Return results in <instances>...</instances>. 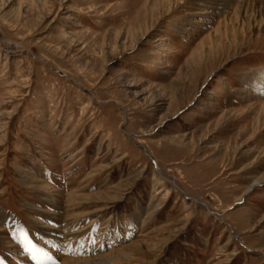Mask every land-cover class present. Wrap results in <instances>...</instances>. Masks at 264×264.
<instances>
[{
	"label": "rangeland",
	"instance_id": "1",
	"mask_svg": "<svg viewBox=\"0 0 264 264\" xmlns=\"http://www.w3.org/2000/svg\"><path fill=\"white\" fill-rule=\"evenodd\" d=\"M263 179L264 0H0V264H264Z\"/></svg>",
	"mask_w": 264,
	"mask_h": 264
},
{
	"label": "bare ground",
	"instance_id": "2",
	"mask_svg": "<svg viewBox=\"0 0 264 264\" xmlns=\"http://www.w3.org/2000/svg\"><path fill=\"white\" fill-rule=\"evenodd\" d=\"M218 9V8H217ZM263 83H258V84H255L256 86L255 87H260V85H262ZM154 176V175H153ZM262 183H264V179L263 180H258V181H255V182H253L252 183V185H250V187L248 188V189H251V188H253V187H255L256 185H259V184H262ZM248 189H247V191H248ZM157 194V193H156ZM107 196V195H106ZM106 198V197H105ZM55 223H52L50 226H54L55 224L57 225L58 223H57V221H54ZM55 225V226H56ZM67 225V224H66ZM60 226H61V224L60 225H58L57 226V229H60ZM14 227V226H13ZM51 229V228H50ZM54 229V228H53ZM14 230V229H13ZM52 230V229H51ZM14 234V233H13ZM56 234V233H55ZM20 233H15V241L18 243V242H21L23 245L21 246V247H23V249H25V252L26 253H29V255L31 256V258L33 257V255H36V254H34V250H35V248H32V245L30 244V242H29V240L27 239V238H25V237H23V236H21L20 237ZM57 235V234H56ZM56 235H55V237H54V243H56V242H60V241H62V240H60V238H57L56 237ZM59 236V235H58ZM29 245V246H26V245ZM121 250V249H120ZM123 252H125V251H123ZM38 253V252H37ZM39 254V253H38ZM40 255V254H39ZM113 255V254H112ZM37 256V255H36ZM112 257V256H111ZM41 261L43 260V259H45L46 257L45 256H43V255H40V257H38ZM66 258V257H65ZM107 258V257H106ZM105 257L104 258H100V259H98V260H96L95 262H91L90 260H85V259H77V260H74V259H72V258H66V259H64L63 261H61V263L60 264H79V263H82V264H110V261L111 260H115V259H106ZM120 258H123V260H124V255L122 254H119V256H118V259H120ZM126 258V257H125ZM21 259V258H20ZM91 260H93V259H91ZM120 262V261H119ZM37 264V263H36ZM42 264H45L43 261H42ZM49 264V263H48Z\"/></svg>",
	"mask_w": 264,
	"mask_h": 264
},
{
	"label": "snow or ice",
	"instance_id": "3",
	"mask_svg": "<svg viewBox=\"0 0 264 264\" xmlns=\"http://www.w3.org/2000/svg\"><path fill=\"white\" fill-rule=\"evenodd\" d=\"M37 251H39V250H37ZM41 255H43V256H47V253H41ZM32 258H33L34 260H36L37 264H42V261H41L36 255H33ZM47 259H48V260H51V257H47ZM53 264H54V262H53Z\"/></svg>",
	"mask_w": 264,
	"mask_h": 264
}]
</instances>
